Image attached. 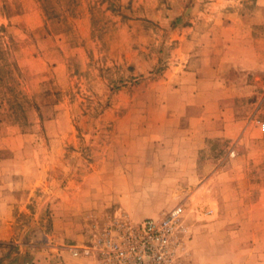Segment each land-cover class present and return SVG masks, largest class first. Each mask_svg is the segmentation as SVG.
<instances>
[{
	"label": "rangeland",
	"instance_id": "obj_1",
	"mask_svg": "<svg viewBox=\"0 0 264 264\" xmlns=\"http://www.w3.org/2000/svg\"><path fill=\"white\" fill-rule=\"evenodd\" d=\"M262 125L264 0H0V255L94 264L73 247L181 206L172 264H264Z\"/></svg>",
	"mask_w": 264,
	"mask_h": 264
},
{
	"label": "built area",
	"instance_id": "obj_2",
	"mask_svg": "<svg viewBox=\"0 0 264 264\" xmlns=\"http://www.w3.org/2000/svg\"><path fill=\"white\" fill-rule=\"evenodd\" d=\"M181 211L182 207L177 206L139 222L115 219L94 245L73 247L72 254L94 256V264H172Z\"/></svg>",
	"mask_w": 264,
	"mask_h": 264
},
{
	"label": "crops",
	"instance_id": "obj_3",
	"mask_svg": "<svg viewBox=\"0 0 264 264\" xmlns=\"http://www.w3.org/2000/svg\"><path fill=\"white\" fill-rule=\"evenodd\" d=\"M210 179L214 180L215 175H212ZM3 188L0 185V241L9 242L8 240L12 239L14 241L17 235L15 232V218L10 217L9 214L15 213L16 207H19V210H22V208L19 206L20 202L13 195L8 192V196L4 195ZM257 204H253L250 210L254 212L261 211L262 208ZM229 228L243 229L241 225H232ZM15 243H17L16 240ZM46 248L47 250L44 253V248L33 246V248H30L32 255L29 259H23L22 255H17V252L0 255V264H90L86 259L73 258L66 248L56 247V245H50ZM239 260L238 262H243L244 259L239 257Z\"/></svg>",
	"mask_w": 264,
	"mask_h": 264
}]
</instances>
